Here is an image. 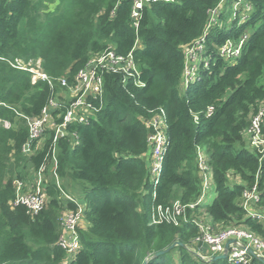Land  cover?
I'll list each match as a JSON object with an SVG mask.
<instances>
[{
	"label": "trees",
	"instance_id": "16d2710c",
	"mask_svg": "<svg viewBox=\"0 0 264 264\" xmlns=\"http://www.w3.org/2000/svg\"><path fill=\"white\" fill-rule=\"evenodd\" d=\"M220 1L148 0L135 30L132 0H0V264H231L194 253L199 229L193 219L200 205L187 208L179 225L151 222L153 203L192 204L199 198L197 147L213 180L214 198L203 208L211 228L240 227L264 238L262 221L241 205L243 192L255 188L254 208L264 214V0H246L244 19L238 22L240 10L229 25L219 23H226L224 14L212 21ZM243 34L238 55H220L219 46ZM201 38L206 60L185 86L184 52ZM108 47L117 54L132 48L144 85L104 74L103 104L95 117L69 124V134L57 140L60 188L69 194V186L79 188L83 207L80 247L69 258L58 240L63 215L77 204L62 196L49 162L45 206L31 214L11 205L14 181L31 185L53 136L48 125L25 152L28 126L16 111L39 116L53 90L9 61L39 60L55 83L65 77L72 85L77 71ZM158 108L165 113L167 145L154 183L146 122ZM260 111V145L254 146L252 119ZM175 241L183 246L153 257ZM248 258V264H264Z\"/></svg>",
	"mask_w": 264,
	"mask_h": 264
},
{
	"label": "built area",
	"instance_id": "2783aa9c",
	"mask_svg": "<svg viewBox=\"0 0 264 264\" xmlns=\"http://www.w3.org/2000/svg\"><path fill=\"white\" fill-rule=\"evenodd\" d=\"M147 1L148 0H132L130 16L133 21L132 26L135 30H137L139 18L141 16L140 10L142 9L143 4ZM162 1L168 2L173 0ZM235 1L242 5L241 13H247L249 5L246 3V0ZM221 3L224 4L223 0L220 1V4ZM212 21L215 20L212 18ZM244 38L245 36L240 37L238 41L227 39L224 44L219 46L220 55L226 57L238 55ZM202 40L203 38L198 40L191 47H188L184 52L186 60L184 71L185 86L189 80L194 78L197 64L202 59L206 60L202 54L201 60L197 63V57L194 56V53H196V55L198 53L201 54L203 47ZM137 44H139L138 39L135 40L133 48ZM9 63L14 68L31 72L33 82L37 79L45 80L53 90L48 98L47 104L43 107L39 116L31 117L16 111V114L23 118L28 126V141L23 146L25 152H30V143L33 140L42 138L48 125L50 126V129L53 130V136L49 146L50 151L46 154L44 162L34 173L31 185L27 187L25 182L21 180L14 181L15 196L11 205H23L31 214L37 213L43 208V206H45L47 202L44 188L47 180L45 172L49 162L52 165L50 168L51 176L53 177L55 184L61 190L62 196L77 204L75 212L69 211L63 215L61 220V233L58 240L59 245L70 258L80 247L78 226L81 223L83 207L80 205L82 200L79 201L77 197L60 188V180L56 172L57 140L60 137L69 134L67 131V126L69 124L87 123L88 120L95 117V113L103 104L104 74H119L122 76L121 83L125 84L129 79H132L136 85L143 86L144 83L139 80L140 66L134 59L132 48L127 54H117L111 47H108L102 52L92 56L86 64L77 71L74 76L73 84L69 85L65 77L57 78L56 80L58 82L55 83V80L51 79L41 70L39 60L35 62H24L21 59H16L13 62L9 61ZM189 64L191 65L190 68L188 67ZM188 70H191L190 73ZM56 84H60L59 87L55 88ZM65 94H71V97L66 98ZM209 110H211V108H209ZM262 114L263 112L260 111L252 119V130L254 132L252 145L254 146L260 145L258 140V127ZM56 119H59V121L56 122ZM146 124L151 130L147 138L150 146V179L152 182L157 183L162 168L163 153L167 145V138L165 135L166 121L163 108L156 109L153 117L149 119ZM4 125L8 126V123L4 122ZM197 167L199 175L201 176V194L197 201L192 204H186L182 203L179 199H176L168 205L153 203L151 207L152 223L167 221L174 225H179L181 220H185L187 217V208H193L202 203L204 192L209 188L208 180L211 181V184L213 180L207 165L206 154L200 147H197ZM155 194L156 192L153 191L152 195L154 197ZM257 200L258 195L255 188L245 190L242 194L241 205L246 209L248 216L260 219L264 226V214L254 208V204ZM198 216L199 218L194 217L193 219L194 224L199 229V235L193 239V242L196 245V248H193V250L201 256L202 260H209L210 256L221 254L224 250V244L228 239H235L237 242L230 244L227 254L226 259L231 264H248L249 262L248 253L245 249L239 246V243H244L247 247H252L257 253L264 257V238L240 227H228L225 229L213 230L209 222H205V213ZM199 242L207 244L205 252L198 249L197 244Z\"/></svg>",
	"mask_w": 264,
	"mask_h": 264
},
{
	"label": "rangeland",
	"instance_id": "374dc122",
	"mask_svg": "<svg viewBox=\"0 0 264 264\" xmlns=\"http://www.w3.org/2000/svg\"><path fill=\"white\" fill-rule=\"evenodd\" d=\"M226 0H223V2H225ZM52 6V5H51ZM241 4H238V2H236L235 0H232L231 2H229L227 5L226 4H223L221 3L215 10L214 12L212 13L213 14V20H218L219 16L221 14H224L225 16L227 15L228 17H226V20L225 21L226 23H224L223 21L219 22L221 23L222 25H229L234 19L235 17H237V14L239 13V11L241 10ZM244 12H240L239 13V21L240 22L241 20L244 19ZM228 18H229V21H228ZM246 34H243L241 37L245 36ZM194 56L197 57V63L201 60V56H202V53H198L196 55V53H194ZM188 67L190 68L191 65L189 64ZM191 70H188V72L190 73ZM66 98H70L71 97V94H65ZM60 183H61V180H60ZM208 189L204 192V195H203V201L202 203L200 204V208H199V213L202 214V213H205V222H209V219H208V215L206 214V211L203 210V208H206L210 203L211 201L213 200L214 198V195H215V192H214V186L213 184H211V181L208 180ZM75 189H79V188H76L74 185L72 186H69V192L71 195H75L78 199H80V195H79V192L75 191ZM73 195V196H74Z\"/></svg>",
	"mask_w": 264,
	"mask_h": 264
},
{
	"label": "water",
	"instance_id": "95a60500",
	"mask_svg": "<svg viewBox=\"0 0 264 264\" xmlns=\"http://www.w3.org/2000/svg\"><path fill=\"white\" fill-rule=\"evenodd\" d=\"M231 243H237V242H236L235 239H228V240L225 242V244H224V250H223V252H222L221 254H217V255H212V256H210L209 260L226 259V258H227L228 251H229V247H230V244H231ZM176 245H179V246L182 245V246H183V244H182L181 242H179V241H175V242H173L171 245H169L167 248H165V249H163V250H160V251L156 252V253L153 255V257H156V256H159V255H161V254L166 253L169 249L173 248V247L176 246ZM239 246H240L241 248L245 249L246 252H247L250 256L256 258V259H257L258 261H260V262H264V257L261 256L259 253H257L252 247H247L244 243H239ZM197 247H198V249H199L200 251L205 252L206 249H207V244H205V243H203V242H199V243L197 244ZM194 253H195V252H194ZM195 254H196L199 258H201V256L198 255V253H195ZM146 262H147V259L144 260V261L142 262V264H146Z\"/></svg>",
	"mask_w": 264,
	"mask_h": 264
},
{
	"label": "crops",
	"instance_id": "0c3cea01",
	"mask_svg": "<svg viewBox=\"0 0 264 264\" xmlns=\"http://www.w3.org/2000/svg\"><path fill=\"white\" fill-rule=\"evenodd\" d=\"M28 183H29V182L25 181L26 186L28 185ZM73 195H74V194H73ZM74 196H75V195H74Z\"/></svg>",
	"mask_w": 264,
	"mask_h": 264
}]
</instances>
